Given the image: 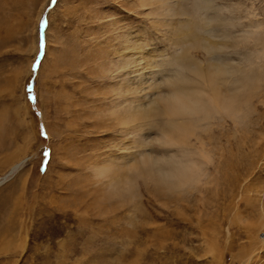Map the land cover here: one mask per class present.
<instances>
[{
  "label": "rangeland",
  "instance_id": "1",
  "mask_svg": "<svg viewBox=\"0 0 264 264\" xmlns=\"http://www.w3.org/2000/svg\"><path fill=\"white\" fill-rule=\"evenodd\" d=\"M207 2L0 0V264H264V0ZM206 44L254 82L195 128L201 176L183 185L157 172L181 156L159 140L165 106L132 132L115 89L146 107L177 64L208 77Z\"/></svg>",
  "mask_w": 264,
  "mask_h": 264
},
{
  "label": "bare ground",
  "instance_id": "2",
  "mask_svg": "<svg viewBox=\"0 0 264 264\" xmlns=\"http://www.w3.org/2000/svg\"><path fill=\"white\" fill-rule=\"evenodd\" d=\"M205 7H208L207 0H197L198 10H201V12L203 11V13H205ZM199 12L200 11H198V13ZM193 25H191V27ZM204 26L206 27L208 25L205 23ZM256 27H258L256 31H247V36L249 37V39H251V37H254L255 35L260 34L261 27H259V25H257ZM203 31L207 32V30L205 29H203L202 32ZM203 49L205 50L207 56L214 62L210 63L211 68L207 72L210 73V76H203V74L199 72V69L197 67L198 64L188 63L187 65L185 64L182 66L177 64L175 66V69L178 70V73L174 75V81L176 82L170 83V93L165 94L164 96H159L158 99L157 97L156 99H154L153 96H150L151 101L147 104L146 107H139L140 104L137 102L135 87H132L133 83L132 86L130 84L126 86L124 93L120 92L118 88L115 89V91H117L119 94L118 102L114 104V106L116 107L115 109H117L118 112L116 111L117 114L114 113L116 114V116H113H115L117 121L119 120L118 122L123 125L128 126V124H132L133 128H130L132 132L136 130V128L134 130V123L137 121V113L139 114L140 112L141 114H154L158 109V105L163 104L165 106V116L167 118L165 126L169 127L171 129V132L168 134H161L159 140L168 145H178L180 147L181 156L179 161L177 160V162L179 163L176 164L173 168L168 169L167 167H163V165H159V167L157 168V172L161 177H167L173 180H181V183L183 185L198 182L201 176V174H198L199 172L197 171V169L199 164L195 161L194 155L197 156L199 154L201 157L203 149H199L200 147L195 148L191 142V139L192 137H196V141L200 142L201 146L204 143L200 135L197 134L198 130H196L195 128L199 127V130L206 128L208 129L213 125L212 123L216 119L222 120L225 117H230L229 101L232 99L230 98V90H233L237 93L239 91V88L250 87L254 82L251 75L252 72L250 73L245 70L241 71L237 67L230 66V64L222 59V57L217 52L219 50H222V48H218L216 46L213 47L212 45L206 44L203 46ZM145 60L147 59L141 58V63L138 58H128L126 59L125 63L127 67H133L138 62V65L140 67L141 64H144L143 66L148 64L149 58L147 61ZM149 63V65H152L151 62ZM186 70L194 74V78L195 76H197V78L193 79L192 76H186L184 73V71ZM198 80H200L201 82H199ZM222 88H224V90H222ZM234 100L236 99H232L231 102H234ZM120 109L122 110L121 112H119ZM143 117L145 119L147 118V116ZM148 117H150V115H148ZM177 133H180L181 135V140L178 143H176L175 139H173L172 137L173 134ZM156 163L159 164V161L155 162V164ZM132 169L134 170V168ZM4 180L5 178L0 180V184Z\"/></svg>",
  "mask_w": 264,
  "mask_h": 264
},
{
  "label": "snow or ice",
  "instance_id": "3",
  "mask_svg": "<svg viewBox=\"0 0 264 264\" xmlns=\"http://www.w3.org/2000/svg\"><path fill=\"white\" fill-rule=\"evenodd\" d=\"M52 2L55 3L56 0H52ZM45 24H46V21L42 22V24H41V29L44 28ZM40 47H41V49L44 48V36H43V35H41V37H40ZM34 70H35V67H34ZM30 90H31V89H30ZM30 98H31V97H30ZM42 135H44L45 138H46V132L42 131ZM44 155H45V157H47V156L49 155V152H45Z\"/></svg>",
  "mask_w": 264,
  "mask_h": 264
}]
</instances>
